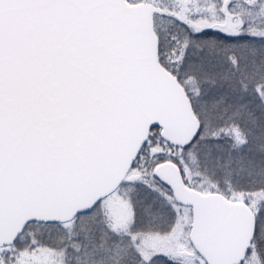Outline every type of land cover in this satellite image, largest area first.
Segmentation results:
<instances>
[{
  "label": "snow or ice",
  "instance_id": "snow-or-ice-1",
  "mask_svg": "<svg viewBox=\"0 0 264 264\" xmlns=\"http://www.w3.org/2000/svg\"><path fill=\"white\" fill-rule=\"evenodd\" d=\"M0 264H264V0H0Z\"/></svg>",
  "mask_w": 264,
  "mask_h": 264
}]
</instances>
